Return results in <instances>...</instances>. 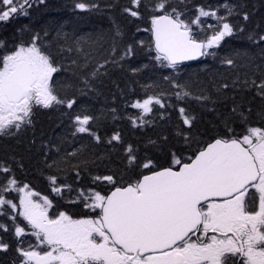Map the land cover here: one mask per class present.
<instances>
[{
    "label": "snow or ice",
    "instance_id": "obj_1",
    "mask_svg": "<svg viewBox=\"0 0 264 264\" xmlns=\"http://www.w3.org/2000/svg\"><path fill=\"white\" fill-rule=\"evenodd\" d=\"M45 2L0 0V22L27 17L34 5ZM188 3L129 0L122 8L136 20L148 13L150 27L143 29L151 34L148 47L154 48L156 61L175 73L163 77L171 93L160 91L134 100L129 106L139 111L127 118L134 128L143 129L154 124L155 117L146 119L154 112L165 120L171 118L169 110H174L178 117L172 133L175 144L161 132L147 141L154 155L141 154L139 146L125 143L115 131L107 143L123 145V170L94 175L92 186L87 187H74L60 175L70 166L78 185L82 166L70 161L83 146L60 154V147L42 144L46 149L44 169L56 173L46 176L51 192L61 199L67 195L68 203L87 210L81 217L59 210L50 215L53 200L18 179L14 168L0 161V217L11 221L10 225L0 221V232L14 238V243H9L0 236V253L13 251L11 264H264V32H247V40L259 47L257 55L236 51L220 58L217 49L226 38L246 32L251 13L244 10L241 0H224L217 5H196L194 14L189 15ZM73 6L84 12L101 10L98 0H74ZM209 19L214 23H208ZM136 30L141 31L139 26ZM122 35L116 26L108 55L95 63L80 40L67 42V34L57 53L46 42V31L43 36L32 32L30 39L11 42V46L0 39V137L34 129L38 109L73 110L76 96L62 95L54 76L72 70L83 85L78 89L81 95L86 94L85 89L93 90L97 81L109 75L110 67L123 68V62L135 55L133 44L124 46L117 55L116 38ZM144 43L136 42L140 46ZM64 52H76L83 63L72 59L65 65L56 58ZM209 57L232 68L240 66L238 59L246 58L243 66L254 67L253 75L245 73L243 79L237 75L231 83H220L216 91L240 88L251 92L261 106L255 112L256 123H252L251 104H234L228 114H218V130L206 139L197 131L198 118L186 104L194 100L206 107L217 101L203 89L197 93L187 81L181 83L178 73L185 61ZM142 70L128 68L133 75ZM115 87L120 90L119 84ZM63 115L72 121L73 136L87 134L101 142L98 132L90 127L97 117L87 112ZM53 148L58 155L50 158ZM17 167L23 169V163ZM100 185L103 189L97 190ZM27 237H33L35 243Z\"/></svg>",
    "mask_w": 264,
    "mask_h": 264
},
{
    "label": "trees",
    "instance_id": "obj_2",
    "mask_svg": "<svg viewBox=\"0 0 264 264\" xmlns=\"http://www.w3.org/2000/svg\"><path fill=\"white\" fill-rule=\"evenodd\" d=\"M224 0H189V15L194 14L196 5H217L222 4ZM236 2V0H232ZM246 5L245 11L251 13V19L246 24V32L232 38H226L221 47L217 49L220 58L233 54L236 51H247L249 55H257L259 47L247 40V32L256 29L264 32V0H241ZM101 6L100 11L84 12L74 9V0H46L44 4L34 5L27 17L21 16L5 22H0V39L11 42L21 39L27 41L30 39L32 32H39L43 36L44 32L48 33L45 38L46 42L51 45L53 53H57L58 47L65 43L64 34H67L69 40H80L81 46L85 53H90L96 60L102 61L108 55L115 36V28L119 26L123 35L117 37L119 52L127 44L135 46V55L123 62V68L110 67L109 75L97 81L94 89H85L86 94L81 95L78 91L83 85L79 78L73 76L72 70L62 71L54 76L58 90L62 95L77 98V105L73 110L65 108L58 109H38L34 116L35 128L26 129L14 136L0 137V161L10 164L18 179L30 183L31 186L49 196L53 200L54 207L50 210V215L59 211H69L74 217H81L88 214L78 204L68 203L69 196L63 199L56 197L50 190L47 175L56 174L54 170L44 169V154L46 149H42V144H48L49 147L56 145L60 147L61 153L64 151H73L81 148L83 150L77 157L71 158L70 164L80 163L82 166L81 178L78 185L75 183V174L71 167L68 166L64 173L60 175L67 177L68 183L75 186L87 187L92 186L91 177L94 175H103L110 170H123V145L108 144L107 139L115 132L121 133L125 143H132L139 146L141 154L147 152L148 155H154L150 145L147 144L149 138L156 139L159 133L165 132L170 136V143L175 144L172 137L174 125L178 121L177 113L170 111V119L161 120L155 115V112L146 117L154 119L153 125H146L143 129L134 128L129 122V116H135L139 110L131 108L129 105L136 99H142L146 95L166 91L171 93L173 90L164 82L163 77L174 76V70L164 67L160 62L155 60L156 52L154 48H149L151 43V34L143 31L144 28L150 27L148 13L145 12V18L136 20L124 14L122 8L129 5V0H98ZM115 4L114 7L108 8L107 5ZM234 21H239V17H233ZM244 23L243 21H240ZM208 23H214L209 19ZM259 25V29L256 26ZM141 31H137V27ZM21 29H24L21 31ZM57 33H60L57 36ZM143 40L144 46L136 44L137 41ZM58 60H62L65 65H70L72 59H78L83 63L82 56L76 52H64L57 55ZM246 58H240L237 68L221 63L220 59L202 58L198 61L184 63L179 66L178 79L181 83L188 82L193 86V91L199 93L201 89L207 95L212 96L217 101L215 105L211 103L202 107L200 103L190 100L187 102L188 107L198 118L196 125L197 131L203 134V138H210L218 130L220 120L218 114H228L231 107L236 105H248L253 107L252 123H256L255 112L261 106L258 98H253L251 92H245L240 88L228 89L223 93L217 92L216 87L227 81H231L240 75L241 79L244 74L253 75L254 67H244ZM256 63H260L259 60ZM147 65V67H143ZM131 67H142L143 70L133 75L128 71ZM119 84L120 90L115 87ZM235 96V99H231ZM173 104L177 103L175 97H171ZM215 107L216 111H209V108ZM116 109L113 113L111 110ZM163 111V110H161ZM64 112H87L98 119L94 122V130L101 137V142L97 143L87 134L72 135L73 125L69 116L63 115ZM119 117L113 119V116ZM240 130L239 123L236 125ZM35 140V143L32 141ZM49 157H56L58 154L55 149L48 153ZM85 161L87 163H85ZM163 162V161H162ZM17 163H23V169L17 167ZM43 173V174H42ZM62 182L58 180V183ZM103 185L97 186V190H102ZM15 195V194H12ZM92 215H95L92 213ZM21 223L22 218H18ZM0 221L11 224L7 217H0ZM0 236L14 243V238L10 233L0 232ZM35 243L33 237H27ZM15 259V253H0V264H11Z\"/></svg>",
    "mask_w": 264,
    "mask_h": 264
},
{
    "label": "water",
    "instance_id": "obj_3",
    "mask_svg": "<svg viewBox=\"0 0 264 264\" xmlns=\"http://www.w3.org/2000/svg\"><path fill=\"white\" fill-rule=\"evenodd\" d=\"M202 59V58H201ZM200 60V59H199ZM195 61H198V60H195ZM189 62H194V61H185L184 63H189ZM183 63V64H184Z\"/></svg>",
    "mask_w": 264,
    "mask_h": 264
}]
</instances>
